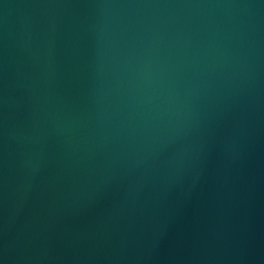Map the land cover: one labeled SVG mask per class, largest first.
Here are the masks:
<instances>
[{
  "label": "water",
  "instance_id": "95a60500",
  "mask_svg": "<svg viewBox=\"0 0 264 264\" xmlns=\"http://www.w3.org/2000/svg\"><path fill=\"white\" fill-rule=\"evenodd\" d=\"M0 264H264V0H0Z\"/></svg>",
  "mask_w": 264,
  "mask_h": 264
}]
</instances>
